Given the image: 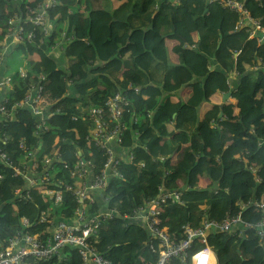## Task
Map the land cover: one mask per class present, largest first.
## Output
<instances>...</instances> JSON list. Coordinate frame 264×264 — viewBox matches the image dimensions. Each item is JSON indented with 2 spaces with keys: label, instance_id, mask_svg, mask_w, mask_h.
Wrapping results in <instances>:
<instances>
[{
  "label": "trees",
  "instance_id": "1",
  "mask_svg": "<svg viewBox=\"0 0 264 264\" xmlns=\"http://www.w3.org/2000/svg\"><path fill=\"white\" fill-rule=\"evenodd\" d=\"M41 1L0 0V48L5 43L2 33L11 27L8 20L15 13L24 14L26 5ZM239 1L264 28V0ZM47 16L49 34L36 30L32 44L13 45L3 69L11 81L6 94L0 87L6 108L13 110L39 77H43L42 104L46 105L47 130L37 135V122L28 108L0 121V135L7 139L4 150L11 160L24 161L19 148L24 141L39 160H54L48 171L51 181L76 182L63 169L57 150L69 164L79 150L98 172L105 158L86 143L92 129L88 111L121 91L128 105L120 119V146L131 150L132 161L118 166L121 176L109 178L103 193L95 195L87 208V216L97 212L99 203L113 213L100 222L91 238L95 251L111 264H156L157 241L134 218L162 192L179 191L178 201L161 203L154 215L172 242L183 240L185 226L221 222L239 211L251 228L240 236L210 231L205 243L194 240L186 259L169 264H191V256L205 246L212 250L216 264H264V242L254 227L264 218V209H240L249 200L264 204L262 34L248 38L244 30L234 31L238 15L204 0H58ZM169 41L176 45L169 49ZM56 45L64 49L61 58L51 54ZM170 53L177 64L170 61ZM231 74L239 77L233 87L227 82ZM186 86L192 88L189 100L172 102L171 97H178ZM247 86V93L237 99L234 90ZM230 89L237 102L214 106L200 120V107L212 95ZM173 132L186 138V147L181 138H172ZM30 179L0 166V249L18 230L49 233V222L34 226L41 215L73 217L76 202L70 194L61 189L62 200L54 206L43 200L45 188L30 186ZM201 181L207 184L201 186ZM17 189L23 190L22 198L15 194ZM22 219L33 225L22 228ZM62 256L61 261L33 264H82L72 248H64Z\"/></svg>",
  "mask_w": 264,
  "mask_h": 264
},
{
  "label": "built area",
  "instance_id": "2",
  "mask_svg": "<svg viewBox=\"0 0 264 264\" xmlns=\"http://www.w3.org/2000/svg\"><path fill=\"white\" fill-rule=\"evenodd\" d=\"M172 3L177 0H170ZM207 4L217 3L223 9L236 13L238 21L234 26V31L244 30L248 38L254 37L257 33L264 37V28L260 25L259 20L254 19L244 3L239 0H204ZM58 0H42L35 6L26 5L25 13H15L8 24L11 26L5 36V43L0 48V87L1 92L6 94L11 87L10 76L4 77L3 69L7 55L15 44H32L36 38V30H39L44 36L50 32L48 24V11L55 8ZM25 25V26H23ZM30 28L24 35L23 30ZM55 57H62V45H56L54 48ZM21 76H25L21 72ZM43 77L38 78L37 84L30 85L29 90L24 98L15 105L13 110L6 108L5 96H0V116L2 119L13 118L22 108L30 109L31 114L36 119L35 135L40 131H46L43 102ZM134 91L138 90L134 88ZM128 105L126 94L117 92L109 97L102 106L93 107L88 111V117L92 123V129L86 136L87 145L93 144L101 152L105 162L98 172H94V164L89 157L83 156L77 150L74 154V160L69 164L62 158L60 150L55 155L62 160V167L68 173L69 178L76 180L75 185L64 184L61 181H51L48 171L53 169L54 160L45 158L39 160L36 151L29 144L24 145L21 141L19 148L23 151L24 161L16 163L8 156L4 150L7 139L0 135V166H7L13 170L15 176L31 178L29 185L39 188H45L42 192L43 200L50 202L54 206L62 200L61 189H64L76 202V209L71 220L62 218H51L41 215L34 223L41 224L49 222V233L41 232L39 234L27 233L24 230H18L5 240V244L0 249V264H33L34 262L50 261L54 258L61 261L63 259L62 251L64 248H72L77 251L82 264H111V262L99 255L91 244V238L96 233L101 221L113 215L112 212L100 213L87 216V208L94 203V192L102 191L106 188L109 178L120 177L118 166L122 163L132 161L131 150L122 148L120 143L123 139L120 119L123 111ZM134 136H137L134 134ZM53 187L55 189H48ZM15 194L22 198L23 190L17 189ZM24 196V195H23ZM180 198L179 191L171 193L162 192L156 199L146 204V209L142 210V215L134 218L138 222L145 224L151 238L157 241L158 261L156 264H169L173 259H180L181 262L188 257V251L192 247L195 239L205 243L206 235L210 231L235 232L238 236L244 230L250 229L251 224L243 223L241 212L239 211L232 217H228L221 222L204 221L203 226L191 228L185 226L183 231V240L178 243L171 241L164 228H159L154 215L158 212V206L166 201H178ZM250 206L264 209L263 203L256 200H249L241 206L240 209H246ZM129 220V218H127ZM22 228H29L27 220H21ZM260 240L264 238V218L254 225ZM212 250L205 246L203 249L191 256V264H212Z\"/></svg>",
  "mask_w": 264,
  "mask_h": 264
},
{
  "label": "crops",
  "instance_id": "3",
  "mask_svg": "<svg viewBox=\"0 0 264 264\" xmlns=\"http://www.w3.org/2000/svg\"><path fill=\"white\" fill-rule=\"evenodd\" d=\"M159 1L162 2L163 0H159ZM186 23L191 24L192 23L191 19L187 18ZM194 38L197 39L196 35H194ZM167 44H168V47L170 49L174 45H176V42L169 41V42H167ZM170 61L174 64L178 63L176 56L174 54H171V53H170ZM238 81H239V77L236 74H231L229 76V78L227 79L228 85L231 87L238 84ZM238 90H239V93L237 94L238 95L237 99H242L243 95L245 93H247V91H248V86L240 88ZM238 90L236 89V90H234V92H237ZM230 91H231V89L228 91V93H216V94L212 95L210 97L209 102L204 103L200 107L199 112H198L199 119L202 120L204 118V116L208 112H210L214 106L223 107L224 105H228L230 103L235 104L237 102V99H235L234 97H232L231 94H229ZM191 95H192V88L190 86H186L179 92L178 97H175V96L171 97V101L172 102H178V100L180 99L181 101L186 102L189 100ZM1 120H3V119L0 116V121ZM168 129L170 131H172V129H173L172 125H168ZM172 138H181L184 141L183 148L187 146L186 138L182 137L179 133L173 132ZM178 158H179V156L176 155L175 158L173 159V161L175 162L176 160H178ZM200 184H201V186H204L207 184V182L201 181ZM212 264H214V262H212Z\"/></svg>",
  "mask_w": 264,
  "mask_h": 264
},
{
  "label": "rangeland",
  "instance_id": "4",
  "mask_svg": "<svg viewBox=\"0 0 264 264\" xmlns=\"http://www.w3.org/2000/svg\"><path fill=\"white\" fill-rule=\"evenodd\" d=\"M10 64H12V63H10ZM232 92H233V91H230L229 94H232ZM234 93H237V94H238L239 92H234ZM104 190H105V189H104ZM104 190H102V191H96L97 193L94 192V196L97 195V194L103 193ZM98 206H99L98 209H97L98 212H100V213L110 212V211H108V210L106 209V206H105L104 204L99 203Z\"/></svg>",
  "mask_w": 264,
  "mask_h": 264
},
{
  "label": "clouds",
  "instance_id": "5",
  "mask_svg": "<svg viewBox=\"0 0 264 264\" xmlns=\"http://www.w3.org/2000/svg\"><path fill=\"white\" fill-rule=\"evenodd\" d=\"M245 231V230H244ZM244 231L242 232V234L244 233ZM256 235H257V232H256ZM257 237H258V235H257ZM259 238V237H258ZM259 240H260V238H259ZM260 241H263L264 242V238L262 239V240H260ZM213 253V252H212ZM213 258H214V264H216V260H215V256H214V254H213Z\"/></svg>",
  "mask_w": 264,
  "mask_h": 264
},
{
  "label": "bare ground",
  "instance_id": "6",
  "mask_svg": "<svg viewBox=\"0 0 264 264\" xmlns=\"http://www.w3.org/2000/svg\"><path fill=\"white\" fill-rule=\"evenodd\" d=\"M214 262V260L212 259L211 263Z\"/></svg>",
  "mask_w": 264,
  "mask_h": 264
},
{
  "label": "water",
  "instance_id": "7",
  "mask_svg": "<svg viewBox=\"0 0 264 264\" xmlns=\"http://www.w3.org/2000/svg\"><path fill=\"white\" fill-rule=\"evenodd\" d=\"M222 114H219V117L221 116Z\"/></svg>",
  "mask_w": 264,
  "mask_h": 264
}]
</instances>
